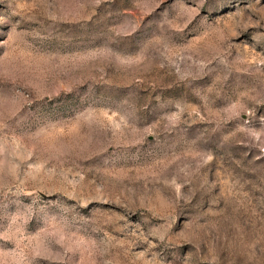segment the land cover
Segmentation results:
<instances>
[{"label": "rangeland", "instance_id": "374dc122", "mask_svg": "<svg viewBox=\"0 0 264 264\" xmlns=\"http://www.w3.org/2000/svg\"><path fill=\"white\" fill-rule=\"evenodd\" d=\"M0 264H264V0H0Z\"/></svg>", "mask_w": 264, "mask_h": 264}]
</instances>
